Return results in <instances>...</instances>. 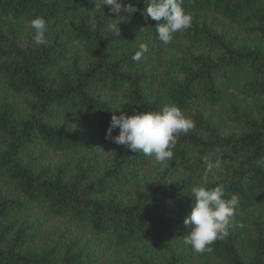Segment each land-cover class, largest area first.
I'll return each mask as SVG.
<instances>
[{
	"label": "trees",
	"instance_id": "obj_1",
	"mask_svg": "<svg viewBox=\"0 0 264 264\" xmlns=\"http://www.w3.org/2000/svg\"><path fill=\"white\" fill-rule=\"evenodd\" d=\"M121 2L137 11L0 0V264H264V0H183L192 25L167 45L148 0ZM168 104L195 124L173 159L105 138L113 114ZM217 159L207 187L240 202L229 234L196 253L190 188Z\"/></svg>",
	"mask_w": 264,
	"mask_h": 264
},
{
	"label": "clouds",
	"instance_id": "obj_2",
	"mask_svg": "<svg viewBox=\"0 0 264 264\" xmlns=\"http://www.w3.org/2000/svg\"><path fill=\"white\" fill-rule=\"evenodd\" d=\"M95 9L107 5L110 11L118 16L121 11L132 14L137 8L132 3H122L121 0H92ZM183 0H148L142 15L145 20L151 18L156 21L158 39L165 45L171 43L173 34L187 30L192 25L193 17L183 8ZM30 27L34 30L32 39L37 46H46L45 32L47 21L43 17L30 20ZM110 31L119 36L118 22L108 25ZM148 46L139 45V50L133 55L134 61H140ZM119 127V134L112 136V129ZM195 127L194 121L187 117L175 104L164 105L159 111L136 112L126 115L111 116L106 139H111L118 145H123L132 152H142L145 156L153 157L156 163H163L173 159V149L179 134H187ZM207 160V157H204ZM221 161L207 163L202 174V183L190 188L192 197L191 211L183 223L190 230L184 237V242L192 247L196 253L211 252L212 245L217 239H223L229 234L232 218L239 205L240 198L233 194L225 199V186L222 184L207 187L209 175L219 170ZM242 227L243 225L237 224Z\"/></svg>",
	"mask_w": 264,
	"mask_h": 264
}]
</instances>
